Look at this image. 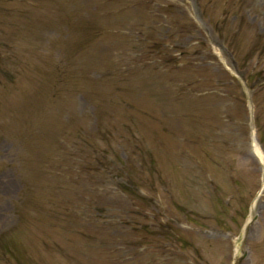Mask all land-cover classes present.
Listing matches in <instances>:
<instances>
[{"label": "rangeland", "instance_id": "1", "mask_svg": "<svg viewBox=\"0 0 264 264\" xmlns=\"http://www.w3.org/2000/svg\"><path fill=\"white\" fill-rule=\"evenodd\" d=\"M0 264H264V0H0Z\"/></svg>", "mask_w": 264, "mask_h": 264}, {"label": "bare ground", "instance_id": "2", "mask_svg": "<svg viewBox=\"0 0 264 264\" xmlns=\"http://www.w3.org/2000/svg\"><path fill=\"white\" fill-rule=\"evenodd\" d=\"M251 145H252V152H253V154L255 155L257 161L262 165L261 154L259 153V151L256 148L254 139H252V144Z\"/></svg>", "mask_w": 264, "mask_h": 264}]
</instances>
